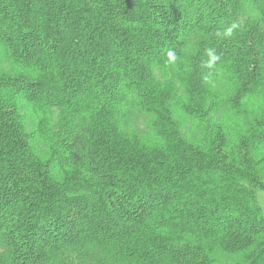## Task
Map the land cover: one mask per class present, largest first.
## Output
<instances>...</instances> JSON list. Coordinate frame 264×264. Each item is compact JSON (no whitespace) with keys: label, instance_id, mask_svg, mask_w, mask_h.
Masks as SVG:
<instances>
[{"label":"trees","instance_id":"16d2710c","mask_svg":"<svg viewBox=\"0 0 264 264\" xmlns=\"http://www.w3.org/2000/svg\"><path fill=\"white\" fill-rule=\"evenodd\" d=\"M261 193L264 0H0V264H264Z\"/></svg>","mask_w":264,"mask_h":264},{"label":"clouds","instance_id":"9594fccd","mask_svg":"<svg viewBox=\"0 0 264 264\" xmlns=\"http://www.w3.org/2000/svg\"><path fill=\"white\" fill-rule=\"evenodd\" d=\"M238 30V25L236 23L231 24L227 29L222 33V38L228 39L231 38L233 33ZM206 53L209 55V60L204 62V66L209 69H215L216 65L220 62V55L215 53L214 49H207ZM171 54V53H170ZM211 75V73H209Z\"/></svg>","mask_w":264,"mask_h":264},{"label":"rangeland","instance_id":"374dc122","mask_svg":"<svg viewBox=\"0 0 264 264\" xmlns=\"http://www.w3.org/2000/svg\"><path fill=\"white\" fill-rule=\"evenodd\" d=\"M257 200H258V204H259V207L261 209V212L264 215V194H262V193L259 194L257 197Z\"/></svg>","mask_w":264,"mask_h":264}]
</instances>
